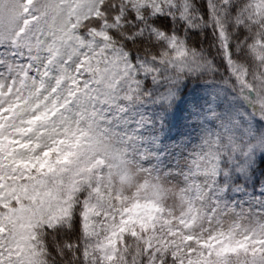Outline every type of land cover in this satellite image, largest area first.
Masks as SVG:
<instances>
[{
    "label": "snow or ice",
    "instance_id": "obj_1",
    "mask_svg": "<svg viewBox=\"0 0 264 264\" xmlns=\"http://www.w3.org/2000/svg\"><path fill=\"white\" fill-rule=\"evenodd\" d=\"M102 46L106 71H88ZM26 98L44 103L14 127L54 101L60 111L21 143L45 129L86 132L108 164L134 160L203 197L213 219L246 218L249 246L264 248V0H0V109ZM78 207L75 230L64 229L73 238ZM13 245L0 234V264H24ZM77 259L89 264L79 243Z\"/></svg>",
    "mask_w": 264,
    "mask_h": 264
},
{
    "label": "trees",
    "instance_id": "obj_2",
    "mask_svg": "<svg viewBox=\"0 0 264 264\" xmlns=\"http://www.w3.org/2000/svg\"><path fill=\"white\" fill-rule=\"evenodd\" d=\"M101 2L111 3L113 0ZM91 14L100 17L104 15L99 8ZM71 27L67 31L70 32ZM96 35L104 41L112 40L107 31H98ZM102 52L103 46L94 57L88 58V71H106L101 64ZM104 63L108 61L105 60ZM77 91L81 90L78 88ZM42 103L44 101L28 105L26 98L0 109V116L4 115V118L0 119V169L4 170L0 173V189H3L0 191V205L7 209L6 213L0 214V234H6L14 241L13 247L19 250L15 254L23 255L24 264H80L77 259L78 243L83 246V256L89 264H105L99 256L103 239L97 223L99 212L106 213L108 206L98 190L105 182L114 184L129 181L133 177L129 166L130 159L117 156L116 163L108 164V161L97 155L103 151L98 147V141L85 139L88 133L69 131L67 127L45 129L39 133L44 137L40 142L21 143L15 139L16 136L19 135L22 139L33 131L38 123H49L60 111L54 101L49 109L29 116L30 127L13 126L19 114L26 110L35 112ZM60 139H70L76 143L66 161L63 160L68 149L65 146H57ZM44 144L49 146L44 148ZM31 148L35 153L41 148L52 152L57 162L54 160L51 166L44 169L28 168L24 161ZM106 164L110 171L101 173L98 169ZM82 193L86 194V198H82ZM187 199L192 205L195 198L188 194ZM81 204L83 232L73 238L71 233L64 229L75 230V217L81 212L78 207ZM155 209L149 210L147 214ZM161 218L162 216L156 215L150 221L136 216L127 232L117 231L114 235L115 242L109 248L114 258L113 264H176L162 244H159L171 231L170 224L163 221L161 223ZM56 252H59V256L55 255ZM261 254L255 255L249 250L229 253L223 263L219 264H251L254 259L260 258ZM61 257L65 259L61 260Z\"/></svg>",
    "mask_w": 264,
    "mask_h": 264
},
{
    "label": "rangeland",
    "instance_id": "obj_3",
    "mask_svg": "<svg viewBox=\"0 0 264 264\" xmlns=\"http://www.w3.org/2000/svg\"><path fill=\"white\" fill-rule=\"evenodd\" d=\"M50 162L49 153L41 151L29 155L25 165L42 167ZM129 166L133 173L129 181L105 182L98 190L108 206L106 213L99 212L97 223L102 232L99 256L103 263L113 264L109 248L115 242L114 235L117 231L127 232L136 216L152 221L159 215L161 221L171 225L174 232L163 237L159 244L176 264H219L229 253L248 250L255 255L264 253V248L255 241H252L254 247L249 246L245 235L249 227L246 218L238 220L229 212L213 219L207 214L203 197L195 198L191 205L188 193L178 182L150 174L131 159ZM154 208L148 215L147 212ZM237 230L241 239L233 235Z\"/></svg>",
    "mask_w": 264,
    "mask_h": 264
}]
</instances>
